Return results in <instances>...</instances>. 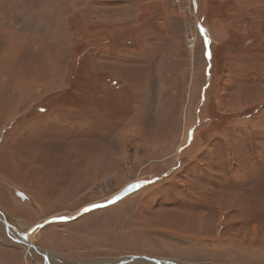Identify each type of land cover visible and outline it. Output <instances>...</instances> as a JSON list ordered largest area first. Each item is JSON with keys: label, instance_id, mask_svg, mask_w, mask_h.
<instances>
[{"label": "rangeland", "instance_id": "1", "mask_svg": "<svg viewBox=\"0 0 264 264\" xmlns=\"http://www.w3.org/2000/svg\"><path fill=\"white\" fill-rule=\"evenodd\" d=\"M0 210V264H264V0H0Z\"/></svg>", "mask_w": 264, "mask_h": 264}, {"label": "water", "instance_id": "2", "mask_svg": "<svg viewBox=\"0 0 264 264\" xmlns=\"http://www.w3.org/2000/svg\"><path fill=\"white\" fill-rule=\"evenodd\" d=\"M0 213L2 215V221H3V224H4V228L9 234L10 225L7 223V221L5 219V216H4V214H3V212L1 210H0ZM21 242H23L22 244H24V245H26L28 247H30L32 245L31 243H27L26 240H22ZM40 250H42V249H40ZM41 252H43V251H41ZM123 258H125V260H120V261H117V262L111 261L109 264H124L126 262L131 261V260H143V259L150 260V259H152L151 257L146 256V255H127V256H124ZM88 264H92V263H88Z\"/></svg>", "mask_w": 264, "mask_h": 264}, {"label": "bare ground", "instance_id": "3", "mask_svg": "<svg viewBox=\"0 0 264 264\" xmlns=\"http://www.w3.org/2000/svg\"><path fill=\"white\" fill-rule=\"evenodd\" d=\"M1 214V213H0ZM8 223V222H7ZM24 240V239H23ZM19 242H21L22 240H18ZM25 247H26V249L28 250L30 247H28V246H26L25 245ZM125 258H123V259H120V260H124ZM119 260V261H120ZM144 261H142V260H136V261H142L143 262V264H146V263H148V264H150L149 262H151L152 260H154L156 263H163V264H169L168 262H166V261H164V260H161V261H159V260H157V259H154V258H152V259H150V261L149 260H145V259H143ZM145 261H149V262H145ZM153 264V263H152Z\"/></svg>", "mask_w": 264, "mask_h": 264}, {"label": "crops", "instance_id": "4", "mask_svg": "<svg viewBox=\"0 0 264 264\" xmlns=\"http://www.w3.org/2000/svg\"><path fill=\"white\" fill-rule=\"evenodd\" d=\"M12 228V226H10V229ZM10 229H9V231H10ZM18 242V241H17ZM19 244H20V242H18ZM23 242H21V244H22ZM22 245H24V244H22ZM5 262H7V261H5Z\"/></svg>", "mask_w": 264, "mask_h": 264}, {"label": "built area", "instance_id": "5", "mask_svg": "<svg viewBox=\"0 0 264 264\" xmlns=\"http://www.w3.org/2000/svg\"><path fill=\"white\" fill-rule=\"evenodd\" d=\"M177 1H179V0H177ZM192 37V36H191Z\"/></svg>", "mask_w": 264, "mask_h": 264}]
</instances>
